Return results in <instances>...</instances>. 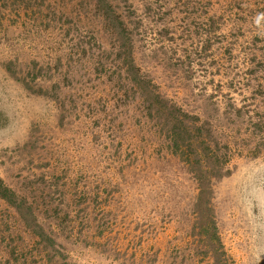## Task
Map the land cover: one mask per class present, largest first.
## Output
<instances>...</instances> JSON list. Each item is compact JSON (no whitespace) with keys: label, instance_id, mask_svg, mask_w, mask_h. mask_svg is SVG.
<instances>
[{"label":"rangeland","instance_id":"1","mask_svg":"<svg viewBox=\"0 0 264 264\" xmlns=\"http://www.w3.org/2000/svg\"><path fill=\"white\" fill-rule=\"evenodd\" d=\"M0 264H264V0H0Z\"/></svg>","mask_w":264,"mask_h":264}]
</instances>
